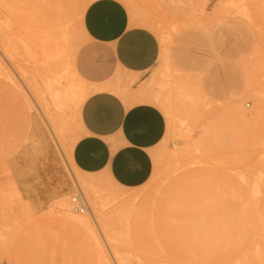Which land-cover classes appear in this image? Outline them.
Segmentation results:
<instances>
[{
  "label": "rangeland",
  "instance_id": "rangeland-1",
  "mask_svg": "<svg viewBox=\"0 0 264 264\" xmlns=\"http://www.w3.org/2000/svg\"><path fill=\"white\" fill-rule=\"evenodd\" d=\"M113 1L123 7L130 26L153 33L159 45L155 63L141 77L111 65L101 47L78 31L73 16L68 31L73 48L59 66H67L90 93L108 73L109 81L127 87L128 93L136 94L141 87L156 91L159 84L172 89L170 115L150 102L163 115L164 131L149 152L151 171L146 181L124 188L102 173H93L111 206L128 201L122 196L130 194L150 206L134 218L131 229H115L119 223L109 227L110 235L116 233L114 246L121 262L232 264L252 240H261L264 248V139L260 136L264 121L250 113L251 98L238 95L247 87L263 97L264 0ZM130 7L154 19L156 27L135 23ZM1 8L0 36L8 53L0 46V219H8L15 228L21 264L31 263L26 255L32 248L43 250L36 264H97L95 250L77 243L78 233L69 237V231L55 221L58 212L52 207L61 198L70 201L76 190L71 177L82 175L65 151L78 136L76 111L60 112L66 123L59 127L52 109L38 100L43 73L39 57L32 60L33 68H24L26 74L19 67L27 62L23 45L37 51L40 47L44 31L40 12L36 6L32 13L27 6L12 18ZM51 38L48 48L54 50L59 34ZM49 61L58 64L55 58ZM177 90L179 94L189 91L190 103L184 98L185 105L178 106ZM238 110L244 112L242 117ZM44 142L56 150L60 167H44L45 179L31 185L35 191L27 189L21 195L14 173L30 178L35 167H9L10 159L25 147L41 151ZM82 193L89 204L83 189ZM153 197L155 203L150 202ZM172 202L178 203L180 219L167 230L153 206ZM166 231V238L161 237ZM96 234L109 263L120 264L101 229ZM186 234L190 236L185 238Z\"/></svg>",
  "mask_w": 264,
  "mask_h": 264
},
{
  "label": "bare ground",
  "instance_id": "bare-ground-1",
  "mask_svg": "<svg viewBox=\"0 0 264 264\" xmlns=\"http://www.w3.org/2000/svg\"><path fill=\"white\" fill-rule=\"evenodd\" d=\"M94 0H0V6L3 9L4 14L8 13L12 18H15V15L20 16L22 9H25L27 6L32 7V13L34 12L35 7L37 6L40 12L41 20L44 24V31L40 36V47L37 49L32 47H27L23 45V48L26 51L27 62L25 66L19 65L22 75L26 74L24 68L29 67L33 68L34 57H39L38 68L42 69L43 73L39 75L38 82V100L45 104V107L52 109L53 118L55 122L58 123L59 127L63 128L66 123V118L64 115H61L60 112H63L65 109H71L76 111V117L78 116V108L80 107L81 102L85 97L90 93L88 87L76 76L73 77L69 73L70 70L67 69V66H59V63L63 62V58L66 55L70 54L73 48V42L70 39L68 33L70 25L73 21V16H75L77 21L78 31L85 37L89 38L86 33L83 24L82 16L84 10L89 5V3ZM133 19L135 23L143 25L148 28H155L156 22L154 19L149 18L145 15H142L139 11L131 8ZM33 15V14H32ZM59 34V43L57 47H54V50L48 48L51 43V34ZM3 37V36H2ZM0 36V46L4 52L8 53V50L5 49L4 44L6 41ZM33 49V50H32ZM36 55H33V53ZM58 61L57 66L50 64V59ZM53 65V66H52ZM52 66V68H51ZM68 71V72H67ZM118 84L113 82H108L97 87H94V90L99 88H107L118 93L126 103L133 102H152L158 105L162 111L170 115L171 106L170 102V92L172 89L167 88L165 84H159V87L156 91H146V88H140L139 92L136 94L128 93L126 91L127 87L117 86ZM42 88V89H41ZM167 88V89H166ZM180 88V87H179ZM178 88V89H179ZM184 90L185 88H180ZM186 90V89H185ZM93 91V90H92ZM178 92V90L176 91ZM239 97L248 96L252 100V109L250 113L254 116L260 115V120L264 121L263 106H264V92L263 97L261 94H255V90L252 88L243 87L238 92ZM175 96L178 98V106L185 105L182 103V100L187 99L188 103L192 99V95L189 91L186 93H175ZM201 96V95H200ZM199 99V93H195V96ZM188 105V104H186ZM77 108V110H76ZM237 113L239 116H243L244 112L238 110ZM78 122V118H77ZM261 138L264 139V122L262 127ZM70 140L67 148L65 149L68 154L69 160L72 166L82 175L72 176L71 179L75 186V192L71 194L70 201H67L66 198H61L52 203V207L57 210L56 222L58 225L63 226L68 230L69 237L76 235V242L91 246L95 251L96 262L97 264H110L107 256H105L102 247L100 246L98 236L96 234V229H101L103 234L107 239V243L112 248L113 253L120 262L121 256L117 254L114 241L116 240V233L110 235L108 229L112 224L119 223L115 226V229L124 226L125 229H131L135 224L134 218L140 217L141 210L147 205V208L150 207L147 204V200L143 202H138L135 195H123L122 198L128 199L122 200L119 204L111 206L109 202L104 198V194L100 186L98 185V176L93 175L92 173L81 172L78 168L75 167L72 160L70 159V147L74 139ZM196 148H200V144L196 143ZM92 174V175H91ZM94 174H101L94 173ZM103 175L107 177L111 182H114L119 187L121 185L113 181L107 174L102 172ZM124 187V186H121ZM82 188L85 194L89 199V204L86 202L84 194L82 193ZM129 188V187H124ZM15 193H18L15 189ZM82 199V207L76 208L74 199ZM117 197V195L112 196ZM130 197V198H129ZM150 202L155 203V197H153ZM177 202H172L170 204H160L154 205L153 209L158 212V218L166 222L167 230L173 226L175 222H178L180 217H178V210L176 208ZM71 205V206H70ZM78 212H76L75 210ZM82 212V213H79ZM84 213V214H83ZM86 213V214H85ZM166 230V229H165ZM162 233L163 238H166L167 235ZM189 234L184 235L185 238L189 237ZM16 233L15 228L12 223L6 219H0V261H5L6 264H21L22 262L18 257H16ZM261 240L254 239L246 248L245 252L241 256H237L233 259L232 264H264V248L261 246ZM43 253V250L32 248L28 251L26 259L31 262L30 264H36L38 256ZM229 258V256H225ZM231 259V258H230Z\"/></svg>",
  "mask_w": 264,
  "mask_h": 264
},
{
  "label": "crops",
  "instance_id": "crops-1",
  "mask_svg": "<svg viewBox=\"0 0 264 264\" xmlns=\"http://www.w3.org/2000/svg\"><path fill=\"white\" fill-rule=\"evenodd\" d=\"M82 24L106 53L110 64L125 73L141 77L155 63L157 39L144 27L130 26L119 3L93 1L84 10ZM108 76L109 73L101 76L98 82H110ZM77 113L78 136L69 152L75 167L86 173L104 172L124 187L144 183L151 171L149 152L164 131L161 111L147 102L126 103L118 93L99 88L85 97ZM43 144L41 151L25 147L10 159L9 167H35L30 178L14 173L21 195L27 189L35 191L31 185L45 179L44 167H60L56 150L47 142Z\"/></svg>",
  "mask_w": 264,
  "mask_h": 264
},
{
  "label": "built area",
  "instance_id": "built-area-1",
  "mask_svg": "<svg viewBox=\"0 0 264 264\" xmlns=\"http://www.w3.org/2000/svg\"><path fill=\"white\" fill-rule=\"evenodd\" d=\"M74 203H75L76 208H83L82 207V199L81 198H78L76 196V198L74 199Z\"/></svg>",
  "mask_w": 264,
  "mask_h": 264
}]
</instances>
